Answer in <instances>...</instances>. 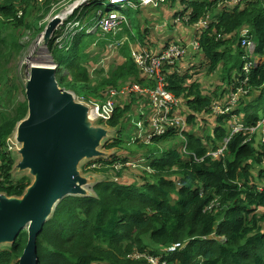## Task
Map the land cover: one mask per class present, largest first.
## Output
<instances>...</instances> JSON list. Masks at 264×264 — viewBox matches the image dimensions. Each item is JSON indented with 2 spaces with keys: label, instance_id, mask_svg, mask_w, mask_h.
Instances as JSON below:
<instances>
[{
  "label": "trees",
  "instance_id": "obj_1",
  "mask_svg": "<svg viewBox=\"0 0 264 264\" xmlns=\"http://www.w3.org/2000/svg\"><path fill=\"white\" fill-rule=\"evenodd\" d=\"M130 1L132 6L117 8L126 10V23H122L119 33L99 30L100 37H96L78 29L75 36L65 40L64 49L51 41L52 56L68 72L59 79L62 88L89 99L104 97L103 92L123 82L147 85L146 77L130 56V44L120 48L119 54L126 60L111 71L110 78L91 84L88 51L98 39L104 48L120 42L124 35L132 45L144 44L146 40L148 30L142 32L136 19L141 14V1ZM55 2L0 0V67L4 70L0 84L6 79L15 83L5 72L22 53L15 33L22 29L40 32V23ZM162 3L181 7L171 12L174 18L170 23L173 25L181 17L179 34L186 33L185 38L178 39V34L167 33L165 47L175 42L187 43L188 34L195 35L194 25L208 15L210 20L208 29L199 34L201 50L190 53L175 66L163 67L166 90L181 100L179 115L186 121V130L181 134L180 128H173L168 134L155 137L152 145L141 141L131 144L132 138L127 139L128 134L124 138L123 134L132 127L129 115L136 112L141 98L120 99L109 122L119 137L108 149H119L124 155L110 161L99 160L102 167L90 170L103 169L108 177L98 181L90 197H67L57 204L38 236L39 264H152L151 258L157 264H264V144L257 135L258 130H264L260 126L264 120V0H245L235 8L227 7L221 0ZM111 11L107 4L106 13ZM186 16H191L189 22L185 21ZM81 20L83 24L90 21L86 17ZM246 28L256 44V65L250 69L248 85L243 86L247 94L240 93L237 105L218 116L213 105L226 107L230 96L246 79L244 65L251 61L240 38ZM137 48L142 50L141 45ZM147 51L158 52L152 47ZM200 78L215 82L210 83L213 85L220 80L217 86L223 87L220 90L213 86L209 93ZM13 88L18 89L16 84ZM8 89L6 86L1 94L4 103L7 97V113L0 115V194L21 197L31 183L25 177L14 181L15 162L6 142L27 117L28 103H15ZM236 123L255 129V134H233ZM172 142L179 146H169ZM224 148V156L208 155ZM142 159L145 165L141 167L126 166ZM119 163L122 168H117ZM139 168L140 176L129 184L133 180L128 178L134 179L135 169ZM27 242L28 233L23 230L12 246L0 250V264H19ZM177 243L182 248L168 254V248Z\"/></svg>",
  "mask_w": 264,
  "mask_h": 264
},
{
  "label": "water",
  "instance_id": "obj_2",
  "mask_svg": "<svg viewBox=\"0 0 264 264\" xmlns=\"http://www.w3.org/2000/svg\"><path fill=\"white\" fill-rule=\"evenodd\" d=\"M60 23L59 18L49 23L46 44ZM60 77L58 65L25 62L20 70L28 115L14 133L21 158L15 168L29 172L34 181L22 197L0 194V248L12 246L27 229L28 242L19 264H39L38 236L59 202L92 195L89 187L98 181L82 176L80 165L109 156L101 148L110 131L95 125L90 108L60 87Z\"/></svg>",
  "mask_w": 264,
  "mask_h": 264
},
{
  "label": "rangeland",
  "instance_id": "obj_3",
  "mask_svg": "<svg viewBox=\"0 0 264 264\" xmlns=\"http://www.w3.org/2000/svg\"><path fill=\"white\" fill-rule=\"evenodd\" d=\"M104 1L105 0H56V2L51 7V10L47 14L44 15L45 18L40 23V25L43 26V29L40 32L35 33L34 31H31V30L22 29L15 33V35L19 38L20 45L23 47L22 53L21 55L20 54L17 55L16 57L17 60L13 61L6 67L5 72L9 74L15 80V83L13 85L16 84L18 89L17 91L14 90L12 82L10 81L11 79H6L5 81L2 80L4 81V84H0V101H1L0 102V115H2V113H7V112H4L7 97H6L5 103L1 100V94L4 93V89L6 88V86L9 88L8 91L12 93V98H13V101H15V103L26 101L25 88L20 78V70H21L22 65L25 62L29 63L30 65H37V66L58 65L57 60L52 56V52L49 49V46L52 40H54L55 45L59 46V48L64 49L65 46L63 43L69 36L73 37L76 35L78 31H80V25L83 27V31H85L86 33L95 35L96 37H100V36H97L99 34L96 31L97 26L98 25L101 26V22H104L110 16V12L106 13V8H107L108 3L106 2L104 6H101V4ZM163 1L164 0H157V1L154 0V3H152L150 6L141 5V14L136 16V19L141 24L142 32H144L145 30H148V34H147L144 44H141L140 42H136L135 44L137 45V47L141 45L143 52L144 50L147 51V48H151V47L158 49V52L162 51L163 49H166L167 47H165L166 44L164 43L167 37L166 34L171 33V34L177 35L180 31L179 27L181 26V23L175 22L177 21V18L173 22V25H171L170 21L174 18L171 12H175V10H180L181 7L176 4H172V3H167L164 5V3H162ZM133 7L137 9L136 6L133 5ZM112 9H113V12L116 13L117 15L123 16V19H124L123 22L126 23V18L123 15L124 14L123 12L126 10H119L117 8H112ZM100 11L104 12V15L101 17L99 16ZM84 12L86 13V15L83 16ZM22 16H23V13L20 12L18 17L21 18ZM84 17L90 19L89 23L85 21L84 23L86 24H83V21L81 19ZM55 18H59L62 24L56 27L49 43L46 44L45 42L46 29L49 23ZM160 21L161 23H158ZM121 24L122 22H119V25L117 27V29L120 28V31L122 30ZM168 26H169V29H167ZM122 41H124V45L130 44V56L131 57L133 53H138L137 52L138 48L135 47V45L131 44L130 39L126 37V35H124L123 40H121V42ZM98 42H99V39L95 42V44L88 51L89 57L91 59V61L88 64L92 63V65H90V78H91L92 86L95 85L97 82L110 78L111 71L117 69V66H119L120 64H122V62H125L126 60L122 57L121 54H119V50L121 46L116 47V43L115 44L112 43V44L107 45V48H104L100 46ZM143 46H144V49H143ZM246 50L248 51L250 56L253 54L250 49H246ZM252 57H253V60H255L256 58L255 54H253ZM83 64L85 66L88 65L86 63H83ZM189 68L192 69L193 66H190ZM63 70H64V67H61V78L68 74L66 70H64V72ZM98 72H100V74H98ZM186 72L187 70H185L184 74ZM3 75H4V70L2 67H0V76H3ZM200 79H202L201 81L204 83V86L206 87L205 90L207 92H209L211 87L217 86L220 84L219 82H222L220 80H216L217 83L213 85L210 83H215V82H211L205 78H200ZM125 84L127 83L123 82L119 86L115 87L114 89L118 90ZM222 87L223 86H217V89L221 90ZM106 91L103 92V95H105ZM88 98L90 99V100L86 99L88 101L103 102L106 100L107 94L104 97H100V96L98 97L97 95V96H89ZM134 118L136 119V116ZM106 127L110 131V137H109L110 139L104 142L103 147L101 148V151L109 155L106 159L104 158L102 159L104 161H107V160L110 161L113 158L121 157L124 154H123V151H120L119 149H108V145H110L113 142V140L119 137V132L117 129H112L109 125ZM127 129L128 130L127 132L123 134V137L125 138L126 134H128L127 139H130V138L134 139L135 133H136V129L134 128V126L127 127ZM129 131H131L130 134H129ZM257 135L261 137V142H262L264 135H262L261 129L258 130ZM6 145H7L6 147L7 151L9 152V154L12 155V158L15 162L14 169L12 170L14 181L18 182L21 178L25 177L26 182L32 184L34 180L29 175V172L27 171L20 172L15 168V166L19 163L21 158L16 152L19 146L16 145L15 143L14 135H12L10 138L7 139ZM175 145L176 147L179 146V144L177 145V142H172L169 146L173 147ZM163 148L164 147H161V150H163ZM96 161L97 160L85 161L80 165L79 169L82 173V176L84 177L94 176L97 179V181L106 180L108 177L106 173L105 174L103 173V169L100 170L101 172L99 171L91 172L89 170V166ZM135 170L137 171L135 172L134 179L131 177L128 178L129 181L133 180L129 184L131 183L133 184L136 180V177L140 176L141 174V172H139L141 168L135 169ZM114 181H116L115 178H114ZM89 190L92 191V187H89ZM7 247L9 246L1 247L0 250L2 248H7Z\"/></svg>",
  "mask_w": 264,
  "mask_h": 264
},
{
  "label": "built area",
  "instance_id": "obj_4",
  "mask_svg": "<svg viewBox=\"0 0 264 264\" xmlns=\"http://www.w3.org/2000/svg\"><path fill=\"white\" fill-rule=\"evenodd\" d=\"M40 2L42 0H39ZM142 6H150L154 3V0H140ZM157 1V0H156ZM245 0H221V2L227 7L235 8L237 6L243 5ZM108 3L110 8H121L124 9L127 4L132 6L130 0H105L101 5L104 6ZM104 13L100 11L99 16H103ZM191 16H186L184 19L189 22ZM123 16H119L113 11L110 12V16L104 22H101V26H97V32L99 30L103 31L105 34H117L120 28L117 29L119 22L123 23ZM64 21V20H63ZM177 23L181 22V17L178 16ZM60 23L59 25H61ZM58 25V26H59ZM122 25V24H121ZM210 25L209 15L206 18L200 20L195 27L194 39L185 44L171 43L166 49L160 52L151 54L148 51L143 52V50H137L138 53H133L132 58L137 64L138 68L142 74L147 79V85L143 86L139 83L125 84L120 89L116 90L114 88L109 89L105 94L107 98L103 102L88 101L84 97H77L76 100L90 108L91 118L95 121L96 126H100L108 129L106 126L113 119L116 113L117 102L120 99L137 97L141 98L137 103V109L135 113L129 115L132 126L136 129L135 138L132 139L131 144H135L137 141H141L145 145H152L153 139L155 137L164 136L169 133L173 128H180V133L182 134L186 130V121L182 116L179 115L181 109V100L178 99L173 93L166 90V81L163 74V67L165 64L175 66L181 60H183L190 53H197L201 50L199 42V34L204 30H207ZM67 28V27H66ZM80 31H83V27L80 25ZM89 34V33H88ZM241 45L245 49H250L254 54L256 49V44L251 40L250 29L246 28L240 33ZM124 41L116 42V47L123 46ZM112 47V45H111ZM120 47V48H121ZM192 50V52H191ZM251 53V54H252ZM252 54V55H253ZM252 55H249V60L251 63L244 65V72L246 74V79L241 84V87L230 96V99L226 107L219 105H213L212 109L214 113L218 116L225 115L230 112L238 103L239 94L245 93L243 86L248 85L249 77L248 74L250 69L253 68L254 63L256 65V58L253 60ZM106 96V95H105ZM148 110V111H147ZM136 116V119L134 118ZM260 126L264 127V120L260 123ZM250 131L251 135H254L255 129H246L244 126L237 124L233 128V134H238L242 132ZM264 135V130L262 132ZM264 144V137L262 139ZM224 149L219 150L216 153H210L209 156L214 158L224 156ZM103 160V159H100ZM104 161V160H103ZM99 160L94 162L89 166V170L100 169L102 164H98ZM145 165V160L137 162H128L126 166L137 168ZM123 165L119 163L117 168H122ZM182 248L181 243H177L168 248L167 252L173 255ZM152 264H157L156 260L151 258L149 260Z\"/></svg>",
  "mask_w": 264,
  "mask_h": 264
},
{
  "label": "crops",
  "instance_id": "obj_5",
  "mask_svg": "<svg viewBox=\"0 0 264 264\" xmlns=\"http://www.w3.org/2000/svg\"><path fill=\"white\" fill-rule=\"evenodd\" d=\"M179 33H180V32H179ZM179 33H178V35H177V37H176L177 39H178V38H185V37H186V33H185V32H184V34H179ZM188 36H189V38H190V39L188 40V42H189V41L191 42V41L194 39V35L191 37V34H188ZM171 37H173V36H171ZM168 39H169V37L167 36L166 39H165V41H167ZM165 41H164V43H165ZM188 42H187V43H188ZM157 51H158V49H157ZM191 52H192V50H191ZM192 53H193V52H192Z\"/></svg>",
  "mask_w": 264,
  "mask_h": 264
}]
</instances>
